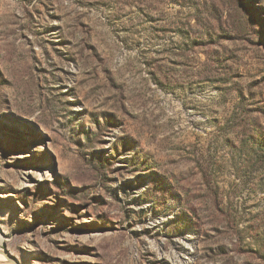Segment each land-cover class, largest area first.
I'll use <instances>...</instances> for the list:
<instances>
[{"label": "rangeland", "instance_id": "rangeland-1", "mask_svg": "<svg viewBox=\"0 0 264 264\" xmlns=\"http://www.w3.org/2000/svg\"><path fill=\"white\" fill-rule=\"evenodd\" d=\"M0 237L8 264H264V0H0Z\"/></svg>", "mask_w": 264, "mask_h": 264}, {"label": "bare ground", "instance_id": "bare-ground-1", "mask_svg": "<svg viewBox=\"0 0 264 264\" xmlns=\"http://www.w3.org/2000/svg\"><path fill=\"white\" fill-rule=\"evenodd\" d=\"M0 243H1V240H0ZM0 263H2V264H8L7 261H6V258L1 253H0Z\"/></svg>", "mask_w": 264, "mask_h": 264}]
</instances>
